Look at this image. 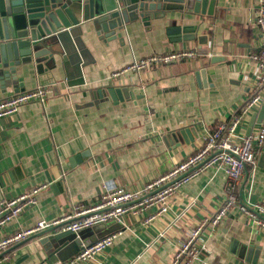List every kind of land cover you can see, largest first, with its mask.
I'll list each match as a JSON object with an SVG mask.
<instances>
[{"label":"crops","instance_id":"1","mask_svg":"<svg viewBox=\"0 0 264 264\" xmlns=\"http://www.w3.org/2000/svg\"><path fill=\"white\" fill-rule=\"evenodd\" d=\"M257 1L215 0L211 16L193 15L184 8L183 18L176 10L163 22L129 23L123 45L96 41L93 47L83 34L95 63L83 70L82 86L68 87L61 76L34 74L25 79L23 92L46 86L47 99L44 107L29 103L0 119V201L46 187L34 195V205L0 228V238L39 222L52 225L73 206L94 204L103 186L136 191L199 149L208 132L229 121L250 97L255 80L250 56L261 46L255 26ZM186 26L193 30L167 33L170 27ZM178 50H194L199 56L139 75L122 72L135 59ZM201 70L205 84L196 78ZM109 88L127 89L133 99L97 97V91ZM15 94L0 86V100ZM258 111L245 118L237 137L255 133L259 124L250 131L248 124ZM185 129L191 140L181 136ZM263 148L264 143L235 188L243 204L264 202ZM225 186L224 172L210 169L181 186L170 198L168 212L151 223L144 219L155 208L144 216L127 215L121 224L96 226L84 243L112 234L115 238L111 247L85 264H171L186 232L219 209ZM204 243L201 259L192 264H264V230L254 228L236 209ZM48 254L39 238L29 239L10 248L2 264L65 262Z\"/></svg>","mask_w":264,"mask_h":264},{"label":"built area","instance_id":"2","mask_svg":"<svg viewBox=\"0 0 264 264\" xmlns=\"http://www.w3.org/2000/svg\"><path fill=\"white\" fill-rule=\"evenodd\" d=\"M255 26L261 39L259 51L250 56L255 67V80L250 90V97L229 121L216 124L208 132L203 145L192 155L175 165L167 173L147 182L140 189L129 191L122 187L103 186L94 204L73 206L52 225L39 222L29 229L3 236L0 238V264L7 260L4 254L10 248L62 222H69L62 227V232L69 231L78 235L109 222L121 224L127 215L144 216L149 209L155 208V212L144 219V223L149 224L168 212V202L181 186L189 183L201 173L215 168L221 169L226 177L223 201L213 215L186 232L185 238L177 243L171 264H192L200 260L205 250V236L211 235L232 209H236L254 228L264 230V202L243 204L237 199L235 193L237 184L248 168L254 164L256 154L264 143V121L259 123L255 133L242 137L236 136V130L243 124L245 118L264 106V0L257 1ZM198 56L194 50L154 54L133 60L122 72L139 75L151 69L194 60ZM119 74L117 73L116 76ZM46 88V86H37L33 90L16 93L0 100V119L16 114L20 107L29 103L35 102L44 107L48 93ZM234 138H239V141L235 142ZM45 187V185L36 187L32 190L33 195L24 194L12 200L0 201V228L16 219L24 209L34 205L36 203L34 195ZM114 238L115 235L112 234L94 243L82 241L77 255L58 264L90 262L96 255L111 247Z\"/></svg>","mask_w":264,"mask_h":264},{"label":"water","instance_id":"3","mask_svg":"<svg viewBox=\"0 0 264 264\" xmlns=\"http://www.w3.org/2000/svg\"><path fill=\"white\" fill-rule=\"evenodd\" d=\"M214 6L215 0H0V86L23 92L24 80L34 74L61 76L68 87L82 86L83 70L95 63L84 35L93 47H97L96 41L107 44L117 40L123 45V32L129 23L148 26L153 21L163 22L170 11L176 10L183 18L184 8L193 15L211 16ZM192 28L170 27L167 33L187 34ZM202 54L207 55V51ZM196 78L205 84L203 70ZM96 95H108L119 102L133 99L127 89L109 88L97 91ZM262 121L264 106L252 115L248 131ZM181 136L191 140L189 129L183 130ZM263 162L264 153L260 165ZM68 223L42 230L31 239L39 238L43 250L49 252L48 257L67 261L79 253L85 235L94 229L78 235L62 232Z\"/></svg>","mask_w":264,"mask_h":264}]
</instances>
